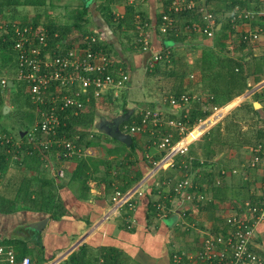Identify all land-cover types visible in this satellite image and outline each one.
Here are the masks:
<instances>
[{
    "label": "trees",
    "instance_id": "obj_1",
    "mask_svg": "<svg viewBox=\"0 0 264 264\" xmlns=\"http://www.w3.org/2000/svg\"><path fill=\"white\" fill-rule=\"evenodd\" d=\"M171 0H164V9L167 4H169ZM186 2L193 1V6L191 8H184L182 10H178L177 12H174L173 10H166L164 13L168 14L171 17V22L167 23L166 20L162 19V15L164 13H161L157 11V0H92L91 6L87 3V1L82 0L80 3L79 8H75L71 10V12L68 13V18L70 19L69 24H57L53 20H47L46 22H43L42 25L47 30V34L49 37L50 45H57L62 48V53L65 55L66 52H69L72 47H74V41L77 40V37L84 36V35H96L97 37L99 33H102L103 38H105L104 34H111L114 35V32L117 31H131L134 38V43L132 44L131 48L130 46H126L124 49L121 41H118L116 39H113L112 43H107L106 41L101 42V44L96 40L95 43L90 45V48L92 50H101L103 53L107 55V57L113 56V62L117 65L116 67H120L122 70L126 71L128 75L130 76L129 82H127V85H129L131 80V73L133 72V64L135 61H140V63L143 60V56L146 54L142 50V44L140 41H137L138 38H141L139 36V32L142 31L143 33H147L148 35V46L152 50H156L157 53L161 55V58L158 59L152 66L144 65V72L146 76H144L143 81L145 83L148 82V79L151 80V78H157L158 76L164 75L165 77L173 80L174 86L172 87V84L167 90L159 89L158 93L155 95L162 98V104H164L163 107L159 106V103L152 99L150 102H148L149 108H158L165 114L167 113L170 118H176L181 119L182 114H186V118L184 119L186 122L187 128L192 127L194 124H196L199 120L205 119L210 114V108L212 106L221 107L228 102H230L234 97L241 95L244 93L248 88V77H252L254 82L257 83L262 79L264 76V58L262 56L260 57H253L251 60H247V56L250 55L249 53H246L242 56L235 57L234 55L230 54L228 51L227 45L229 42H234L235 44L239 45L237 49L241 51L245 46H247V43H250L249 39H243V31H237L235 34V29L233 28L235 24H240L242 21L245 22L247 20H236L231 21L229 19V16L226 19H222L216 17L217 14H223L226 12H231L234 7L237 5L239 9H250V8H257L260 6V2L262 0H185ZM50 2V0H0V24H3L8 27L12 22H14L17 18L18 12H19V6H33V7H39L44 6L46 3ZM142 3H146L145 7H149V15L147 14V11L144 7H142ZM254 3V6L251 4ZM116 4H124V11L123 14L117 15L112 9L113 5ZM93 5V6H92ZM252 6V7H251ZM94 7V8H93ZM92 8V9H91ZM199 8H207V10L211 11L213 14H215V30L213 33V36L211 38H208L209 42L207 43L206 39L207 37L202 34L198 30V24L196 22H201L202 13L199 11ZM157 9V10H156ZM97 13H100V18L102 21L99 24H95V20L97 19ZM25 16V15H24ZM92 17V18H91ZM24 21L21 22H28L32 25H37L39 20L38 16H34L30 20L23 19ZM255 24L260 26V29L262 33L264 34V14L261 16L256 17ZM223 21L220 25V28L217 30L216 26L218 22ZM90 22V23H89ZM94 22V23H93ZM252 22V21H251ZM89 23V24H88ZM91 25H95L96 28H92ZM165 26V30L161 31L160 27ZM102 27V28H101ZM104 27L106 29H110V31L105 32ZM97 29V30H96ZM56 33V35H55ZM234 36H236L234 38ZM111 37V36H110ZM153 37L159 39V42L153 39ZM76 38V39H75ZM81 38V37H80ZM102 38V37H101ZM201 40H197L200 39ZM75 39V40H74ZM81 39L78 38V41ZM179 42L180 46L181 44L184 46V48L192 49L195 46H199L201 48V55L196 58L193 62L194 64L190 66L196 67L200 73L199 76V82H200V90L201 93L206 97L196 96L194 99V103L188 107L187 105L182 106L181 109H178L179 111H174V107L170 105L169 103V96L173 95L178 97L181 93H188L191 95L190 91L187 92L186 88L182 87V81L185 79L186 72L188 70H180L176 67V62L180 57L176 55L178 52L174 51V49L177 48V46H174V43ZM83 43H81L82 45ZM11 45H13V40H11L10 36L6 33H3L0 29V67L8 65L11 66V69L13 67V52L11 50ZM113 45L117 50H114L112 48ZM132 49V56L134 57L135 61H132L130 58L126 57L123 52L127 49ZM111 55V56H110ZM147 58V56H146ZM145 58V60H146ZM170 63L172 66L169 70L161 71L159 63ZM186 63V62H185ZM177 68V69H175ZM191 68V69H192ZM191 72V70H189ZM188 71V72H189ZM118 72V70H116ZM12 86H16L14 91L16 93L25 94V98L23 103H20L19 99L12 98L11 102L8 104L4 102V95L5 93L9 94V89L11 90V87H8V85L0 86V114L3 111V105H7L9 107V111L11 112V105L14 107V112H12L13 115L20 114L21 111L19 109H23L28 112V120L29 124L25 125L22 129H27L35 120V113L34 109L35 106L28 100V95L25 92V83L16 81L15 79H11ZM180 83V86L178 89H175L177 86V83ZM146 87V84H145ZM143 88V87H142ZM171 88V89H170ZM147 89V87H146ZM183 89H185L186 92H182ZM6 91V92H5ZM127 90H123V94L120 95L121 107L124 112L127 110L125 109L126 102V92ZM147 91L144 93L146 94ZM147 97L146 95H144ZM102 100L110 101V98L105 97ZM254 100H257L261 102L258 99L257 95H254ZM100 102H94L91 100L88 105H86V109L77 112V114H73V111L70 109L65 108L61 112V124L57 129L58 136L64 134L67 138H70L71 140L75 141L78 144H82L83 148L85 149L88 146H103L105 149L106 155H109L110 153H114L117 156H122V158L126 161H128L129 156H136L137 152L141 150V146L137 143V138L132 137V142L129 146H126L125 144L119 142V147L114 148H107L104 147L103 144H101L99 141L93 138V136L97 137V130H95V118L97 116V108H103L107 107L106 103ZM24 104V105H22ZM87 104V103H86ZM166 105L170 108V114L169 111L166 108ZM243 109L245 108L246 112L251 113L252 115H255L257 117V120L254 123H260L263 125L262 127L257 128L255 139L256 142L251 144V149L254 148L257 144H261L264 146V105L260 109H255L253 107V104L251 101H248L244 103ZM177 112V113H176ZM174 113V114H173ZM172 115V116H171ZM217 115V114H216ZM214 115V116H216ZM169 116H167L169 118ZM132 120H138L137 110L133 111L130 115V118L125 123H130ZM246 120V119H244ZM230 125L233 126V128H229L230 126L228 123L223 126L225 129L227 126V131H221V127L219 125L214 126L209 133L205 134L203 137L205 139V145L202 146V151L205 154V157L209 156V154H212L213 148L210 147L212 144H218L222 143L226 144V149L228 148H239L241 145H244L245 143H250L248 140H244L241 145L236 146L234 143H228V137H225L224 133L228 134L232 132L231 130L238 127V122H233ZM231 126V127H232ZM236 126V127H235ZM161 128L162 132L170 133L172 134V141H176L180 138V134H178V130L169 126L162 125L159 127ZM20 129V130H22ZM0 130L12 135L7 130H4L0 127ZM23 131V130H22ZM22 131H18L17 134H21ZM13 133V132H12ZM144 136V138H147V143L145 145H148L150 147H156L157 148V142H158V135L156 133L155 128H153V133L151 130H146L145 132H141ZM13 136V135H12ZM75 136H78V139L75 138ZM14 137V136H13ZM225 137V138H224ZM112 139V138H111ZM225 139V140H222ZM115 140V139H114ZM228 141V142H226ZM118 142V141H117ZM146 142V141H145ZM203 145V144H202ZM158 149V148H157ZM250 149V150H251ZM56 151H60V148H57L53 146L49 151H45L43 153H40L38 150H32L31 154H22L19 155V159L15 160V162L18 164V166H23L25 164L24 169H33V165L35 164V167H38L39 165H43L46 160H50L49 153H56ZM252 151H250L251 153ZM1 157V165H0V177H3V175L6 173V170L9 168V164L14 161L11 160V154L1 151L0 152ZM164 154V151H160L158 154L154 155L148 162L146 161V169H149L153 166V162L158 160L162 155ZM258 155L264 160V149L261 148V150L258 151ZM183 156V155H181ZM41 157H44L42 159ZM60 160H69V159H76V166L74 170L70 174V182H78V184L81 186L82 189L88 190L87 182L89 178H91L94 173L97 171L98 165L102 164L105 161V164L107 165L108 160H102V159H94L91 155L85 154V152L80 156H72L70 158H66L62 155L59 157ZM200 159L194 157L193 154L180 157V155L175 157L174 165L172 171L166 173L165 179H171L173 182H175V171L182 172H191L195 171L196 169L200 168L199 170V176H196L192 180V185L189 188V191H195L196 193H206L204 190L202 184L206 183L210 186L208 191L211 194L210 200L215 198L219 201L222 200H228L229 197L227 195V192L231 193L233 192L230 190V186L227 182L224 181L225 175L228 173H235L236 168L229 167L230 171L227 172L224 170L223 165L220 162H217L218 169H214V167L210 168L211 163L201 161ZM121 161H118L116 164H121ZM130 164L131 162L128 161ZM250 162V160L246 161ZM250 165V164H249ZM184 166H186L184 168ZM248 166V165H246ZM259 167L260 164L256 163L251 167ZM51 170V169H50ZM37 171V169H35ZM227 172V173H226ZM177 177L182 178L183 174H180ZM57 172L54 171V176H47L46 173L42 172L41 170L37 172L36 175H32L30 177H23L16 189L13 190L12 196H7L5 193L9 192L7 189L6 191H0V211L4 213L12 212L16 210V206H14L16 203H21V206H25L27 208L40 210L45 213H48L50 218L58 219L62 216L66 215V210L63 207V201L60 198L59 194L56 192L58 182L56 181ZM165 175V174H164ZM104 177L101 178V180L106 181V192L109 193L110 191H113L112 182L115 181V177L111 178V180H107L106 178L109 177V172L107 169H104ZM141 176V171H137L135 173V176L132 178H127L123 184L118 186L116 190H119L120 192L127 191L128 187L131 186V184L139 179ZM119 179H121V176H118ZM126 177V176H125ZM222 179V183H221ZM245 179V178H244ZM262 181H264V175L261 177ZM214 181H219L220 183L215 184ZM238 181V186L247 187L251 183L249 180L240 183ZM60 185V184H59ZM164 185L162 184V187ZM150 188H145L142 192V198L143 203L145 207L144 215L146 218V223H152L154 218L157 216V214L160 212L161 205H164L165 209L170 208V198L174 195L173 191L170 189L166 194H162L160 192V187L154 186V183L149 186ZM165 187V186H164ZM112 189V190H111ZM115 191V190H114ZM113 191V194H114ZM246 194L242 200L238 201V207L239 210H243L244 203L246 201L250 202V204L255 205L257 210L264 209V186L262 189V192L260 194ZM154 195V196H153ZM160 204V206H158ZM237 205V204H236ZM195 209L198 208L199 210L209 211L213 210L215 208V205L212 203V201H205V202H197L194 205ZM132 209L128 208V205H125V217L126 219L129 215H131ZM188 211V210H186ZM188 215V214H187ZM186 215V216H187ZM211 215V214H210ZM212 216V215H211ZM189 219V216H188ZM191 222L192 219H189ZM127 220H124L125 225ZM88 222H86L85 226ZM129 225V222L127 223ZM87 227V226H86ZM129 227V226H128ZM85 227H83L84 229ZM0 242L5 244L6 246L13 249L17 261H19L23 256H29L31 259V262L35 261L36 264H42L45 261V258L40 256V251L42 249L41 245H39V250L37 251V255L32 257V254H28V252L31 253V249L27 247V240L24 238H18V237H6V238H0ZM37 243H40L38 240ZM87 246L86 244H81L77 250L72 251L66 259H64L59 264H89L90 260L87 258ZM118 250L110 249L108 252V256L103 255V264H123L120 257L118 256ZM172 255V253H171ZM171 259V256H170Z\"/></svg>",
    "mask_w": 264,
    "mask_h": 264
},
{
    "label": "built area",
    "instance_id": "obj_2",
    "mask_svg": "<svg viewBox=\"0 0 264 264\" xmlns=\"http://www.w3.org/2000/svg\"><path fill=\"white\" fill-rule=\"evenodd\" d=\"M163 1L160 0V6L157 10L161 13L167 9L177 12L193 6V1L171 0L164 9ZM199 11H201L202 17L201 22H196L199 25L197 28L207 38L212 37L215 30V14L207 8H199ZM262 12L257 8L239 9L236 5L231 12L227 13L226 18L229 16L231 21L245 19L247 21L244 23H248L263 15ZM162 19L166 20L167 23L172 20L166 13L162 15ZM0 29L13 40L11 50L14 62L12 75L0 76V86L7 85L8 80L11 79L24 82L28 100L35 106V120L27 129L22 131L21 135L17 134L13 137L0 130V152L10 153L11 160L15 161L19 159V155H30L32 150L43 153L55 146L60 148V151H56L58 157L60 155L66 158L80 157L85 152L82 144L76 143L64 134L56 135L61 124V112L67 108L72 110L73 114H77V112L86 109V105L91 100L106 103L102 100L103 98L114 99L122 90L127 89L130 76L120 67H116L117 65H113L116 63L111 57H107L101 50L90 48V45L98 40L96 35H79L77 40L74 39V47L63 55V50L57 43L50 45L47 30L43 25L14 21L8 27L4 23L0 24ZM160 30L164 31L165 26H161ZM242 31L244 40L249 39L250 42H253L259 37L256 32ZM139 36L141 38H138L137 41L141 42L143 52L148 53L145 65L152 66L161 58V55L148 46L147 33L140 31ZM78 38L81 40L78 41ZM81 43L83 44L81 45ZM192 98L193 96L188 93H181L178 97L170 95L168 101L174 107V111H179L178 109L187 105ZM211 108L212 111L208 120L222 109L216 106ZM222 114L216 116L211 123L216 122ZM137 115L138 120L122 123L120 125L121 131L135 135L146 130H151L153 133V128H155L158 135L157 148L164 151V154L153 162V166L148 171V176L154 175L162 168L173 167L175 157L184 154L188 150V145L198 137L194 136L188 140L190 133L202 125L196 123L187 128L184 120L186 118L185 113L182 114L181 119L168 118L158 108H139ZM164 124L177 129L180 138L172 141V134H166L161 131V128L159 129ZM75 138L78 139V136ZM261 148L264 149V146L257 144L250 150L252 151L249 159L250 166L256 163L264 166V160L258 155ZM41 158L44 159V157ZM162 184L165 186H163L165 188L162 190L163 194H166L170 189L173 191L174 195L170 198V207L179 209L181 212H184L189 206L194 210V205L197 202L210 201V197L206 193L189 191L193 185L187 172H184L182 178L175 182L168 178L164 179ZM137 193L140 195L142 191L138 190ZM111 200L114 211L126 204L130 209L134 208L133 203L129 201V191L115 190ZM222 207H225L227 212H223V223L218 227V230L214 232L211 230V226H205L201 230V237L194 249L172 252L171 264H262L261 258L253 249V240L256 226L264 218V209L257 210L255 205L248 201L244 203L243 210H239L238 206V209L232 208L228 204ZM161 208H164L163 204ZM0 264L33 263L27 255L17 261L13 249L0 242ZM96 264H102V261Z\"/></svg>",
    "mask_w": 264,
    "mask_h": 264
},
{
    "label": "crops",
    "instance_id": "obj_3",
    "mask_svg": "<svg viewBox=\"0 0 264 264\" xmlns=\"http://www.w3.org/2000/svg\"><path fill=\"white\" fill-rule=\"evenodd\" d=\"M145 4L146 3H142V7L146 9L147 14L149 15L150 8L148 6L145 7ZM113 6H116L117 8L116 11L113 9L115 14H123L124 4H116ZM227 13L228 12L223 14L219 13L216 15V17H222L224 20L226 19ZM222 22L223 21L218 22L216 28H220ZM233 28L235 29L236 34L237 31L239 32L243 29L242 23L234 25ZM104 36H110V34H104ZM235 37L236 36H234V38ZM157 38L153 37L154 40L159 42V39ZM201 39L202 38L197 40ZM106 42L111 43L109 40ZM208 42L209 40L207 43ZM227 42L229 43V40H227ZM174 46H177V48L174 49V51L178 52L176 55L180 57L181 54H186V57L183 58V66L186 67L185 70H191L190 66L194 64L193 61L201 55V48L199 46H195L192 49L188 48L186 50L182 44L180 46L179 42L174 43ZM238 47L239 45H236L234 42L232 45H227L228 51L233 53L234 56H240L243 51H247L246 46L241 49V51L237 49ZM183 49L186 51H183ZM251 50L254 51L250 52ZM251 50L249 51L250 53L256 54L255 47H253ZM176 67L179 68V65H176ZM187 72L185 79H183L181 82V88H186V91H190L191 96H193L191 101L187 104V106L190 107L194 103L196 96L200 95L203 98L206 96L204 93H201L199 88V72ZM247 80L249 88L241 95L234 97L226 108L228 111L230 107L237 103L235 108L240 107L244 111L243 116L241 115V118H243L242 120L245 123L249 121L250 126L252 127V122L256 121L257 117L249 112H246L242 105L248 101H251L252 104L254 101H257L254 100V95H257L258 99L261 101H257L259 102L260 106L255 109H260L264 105V93L261 92L262 90L260 91V89L264 87V76L257 83L254 82L252 77H248ZM170 82L173 87V80L170 79ZM130 83L128 85V90L131 87ZM143 83L144 82H142V84ZM179 86L180 83L178 82L175 89H178ZM161 89L165 90L164 88ZM186 91L183 89L182 92ZM146 96V101L155 99L159 103V106H164L161 101L162 98H152L149 93H147ZM166 108L167 110H170L168 105H166ZM167 116L169 115L167 114ZM216 116H213L212 118L215 119ZM234 118L226 119V121H228V125L230 126L229 128H233V126L230 125L231 123H239V120ZM224 125L221 124L220 126L221 131L223 132L227 131V126L224 129ZM250 126L247 129H250ZM209 131L205 134L209 133ZM132 136L137 138V143L141 146V150L137 152L136 156H129L128 161H130L131 164L124 160L122 156H117L114 153L106 155L103 146H88L85 148V154L91 155L94 159L108 160L107 165L105 164V161L102 164H99L97 171L91 178H89L87 182L88 190L82 189L78 182H70L69 180L70 174L76 166V159L60 160L57 156V153L50 152L49 156H47V158L49 157L50 160H46L43 165L38 164V167L35 168L37 171L34 169L35 164L32 167L33 169H24L25 164H23L24 167L18 166L15 161H12L9 164V168L6 170V173L3 175V177H1L0 191L3 192L8 189L9 192H6L5 195L11 197L13 190L18 187L20 182H22L21 180L23 177L36 175L40 170L46 173L47 176H54V171H56L58 178H55L60 184H58L56 192L63 201L62 205L66 210V215L62 216L61 218L54 219L50 218L48 213L27 208L25 206H21V203H16L14 205L16 206V210L8 213L0 211V238L18 237L26 239L27 247L30 249L32 248V257L37 255V251L39 250L38 247L41 245L42 249L40 251V256L45 258V261L42 264H51L55 260L56 261L53 264H59L64 259H66L72 251L77 250L78 247L84 243L87 246L86 251L87 258L90 260L89 264H96L99 261H102L103 264V255L108 256L110 249L119 251L118 256L120 257L123 264H171V253L175 250L194 249L196 244L193 246V241H195L196 238L198 239L199 235L201 237V230L205 226H211V229L214 232L218 230V227L223 223V212H227L226 208L222 207L223 205L228 204L232 208L234 207L235 209H238V201L235 199L219 201L213 198L210 200L215 205L213 210L209 209V211H205L204 209L195 211V209L192 210L189 206L187 207L188 209H185L184 212L182 211V213L179 214L181 211L174 207H170L168 209L161 208L160 212L154 218L152 223L147 224L144 215L145 205L143 203V198L141 197L142 194L139 195L137 192L138 190L143 192L145 188H150L149 186L154 183L155 187H160V192L162 193V190L165 189L162 187V182L165 179L164 177H166V173L172 171L171 169L173 168L168 166L158 170L154 175L148 176V171L150 168L145 170L146 161L148 162V160H150L154 155L158 154L160 150H158L156 147L145 145V143H147V138H144L142 134H135ZM107 141L108 140L105 141L104 147L111 149L117 146L119 147L117 144L111 145L110 143H106ZM236 146H238V144H236ZM210 147L215 148L212 145H210ZM249 148L251 149V146H249ZM234 149L235 148H228L227 150L230 152L234 151ZM194 157L203 161L200 157V154L198 153ZM227 159L223 160L227 163L232 162V159ZM121 160V164H116ZM214 163L216 162L214 161ZM105 168L110 175L106 178L107 180L110 181L111 178L115 177V181L111 183L113 186V191L116 190L118 186L123 184L127 178L134 177L138 170L141 171V176L139 179L134 181L127 189L130 196L129 201L130 203H133L134 208L131 210V215H129L126 219H124L125 205L115 211L112 208L111 198L113 196V191L107 193L105 187L106 181L101 180V178L104 177L103 174ZM261 174L264 175L263 169L261 170ZM118 176H121V179H119ZM137 188L138 190H136ZM219 204L222 205L218 207ZM186 215L192 219L191 222H189L190 220L188 219L189 223L187 230L192 227V229H194V235L190 237L188 236L186 238V242L184 241L182 246H178L177 242L182 239L181 237H176L177 235H175V232L172 233L171 228H174L175 231H178L179 226H181L182 218ZM168 217H173L172 222L169 225L162 222V219ZM203 218H208V221L202 222ZM124 220H127L125 225H123ZM158 220L159 223H155ZM36 221L43 222L39 230L28 227V224ZM86 222H88L86 225L87 227L85 226ZM128 222L129 225H127ZM200 223H202V227L198 228L197 225ZM83 227L85 228L83 229ZM172 237H174V240H170ZM80 238H82L81 241L75 245V243ZM38 240L40 243H37ZM253 249L261 258L262 264H264V218L256 226L255 237L253 240ZM35 261H33V264H36Z\"/></svg>",
    "mask_w": 264,
    "mask_h": 264
},
{
    "label": "rangeland",
    "instance_id": "obj_4",
    "mask_svg": "<svg viewBox=\"0 0 264 264\" xmlns=\"http://www.w3.org/2000/svg\"><path fill=\"white\" fill-rule=\"evenodd\" d=\"M81 1L82 0H50V2L46 3L44 6H39V7H33V6H29V5L28 6H21V7L19 6V12H18V15L16 17L17 19L15 20V22L16 21L17 22L24 21L23 19L30 20L34 16H38V20H39L38 24H40V25H42V23L46 22L48 19L53 20L57 24H69L70 19L68 18V13L71 12V10H73L75 8H79ZM85 1H87L89 6H91V4H94V3H92V0H85ZM251 5L254 6V3ZM156 6L158 9L160 6V0H157ZM112 9H114V11L117 10L116 6H112ZM258 9L262 10L263 11L262 13H264V0H262L260 2V6L258 7ZM251 10H254V9H251ZM96 16H97V19L95 20V22L97 24H99L100 21H102V19L100 18L101 17L100 13H97ZM251 21L248 23H244L242 21L241 22L242 27H243L242 30H250L251 32H256L259 37L257 40L250 42V43H247V46H246L247 51H243L240 56L245 55L246 53H249V51L253 47H255L256 54L250 53V55L247 56V60H251V59H253V57H260V56H262L264 58V34L262 33L260 26H258L257 24L254 23L255 20L254 21L251 20ZM90 26L93 29L96 28L95 25L90 24ZM104 31L108 32V31H110V29L109 28L106 29L104 27ZM98 35H100V36H98L99 39L97 41L100 44H101V42H104L105 40L106 41L109 40L112 43L113 39H116L118 41H121L123 48L126 49L125 48L126 46H130V48H131L132 44L134 43V38H133V34L131 31H117L116 30V32H114V35L110 34L111 37L105 36V39L103 38L102 33H99V31H98ZM208 38H211V37H208ZM208 38L206 39V41H208ZM102 40H104V41H102ZM228 44L232 45L233 42H229ZM111 46L114 50H117V48H115L113 45H111ZM187 49L188 48H186V50ZM186 50L183 49V51H186ZM252 51H254V50H251L250 52H252ZM132 53H133L132 49H129V48L127 50H124V52H123V54L126 57L130 58L132 61H135L134 57L132 56L133 55ZM230 54H232V56H233V53H230ZM237 56L238 55H235V57H237ZM184 57H186V54L185 55H184V53L181 54L180 59H178V61L176 62V64L179 65L178 69H180V70H183L186 68L185 66H183V62H184L183 58ZM111 58L113 59V56H111ZM135 62H136V64L135 63L133 64V67H135V68L133 69V72L131 73V83H130L131 87L129 88V90H127L125 92L126 102H127V104L125 105V109L126 110L132 109L133 111H135L139 108H145L148 106V104H149L148 102H150V101H146L147 98L144 95H147V93H149V95L152 98L158 97L155 94L158 93L160 88H164L165 90H167L171 85L169 78L165 77L164 75L158 76L157 78H151V80L148 79V82L145 83L144 81H142L144 79V76H146V74L144 72L143 61L141 63H140V61H135ZM159 65H160L159 70H161V71L169 70L172 67L170 65V63H165L163 61H162V63H159ZM175 69H177V68H175ZM192 71L197 72L198 69L196 67H193L191 69V72ZM2 75L3 76H11L12 75L11 66H9V67H8V65L1 66L0 67V76H2ZM142 82H144V83L142 84ZM145 84H146L147 89L145 87ZM8 87H11V86H8ZM15 87L16 86H12L11 87L12 89L11 90L9 89L8 96L5 93L4 99H3L4 102L9 104L11 102L12 98L15 97V98L19 99L20 103H23L24 98H25V94H23V92L16 93L14 91ZM146 91H147V93L144 94ZM260 91L264 93V87H262L260 89ZM121 94H123V90L113 100H111V98H110L111 102L106 101V105H107L106 108L105 107L97 108L96 109L97 116H96L95 120H98L100 117H104L106 119H111L112 117H114L118 114L125 113L121 107L122 100L119 98ZM231 101L228 102L227 104L221 106L220 108L224 109L225 107L228 106V104L231 103ZM236 104L237 103H235L232 107H230L227 112L224 111L223 114H222V109H221V111H219L217 113V115L222 114L221 117L216 122H214L213 124L210 123L207 126H205L203 128V131H201L197 135L198 137L195 140H193L192 143H190L188 145V150L184 154H181L183 156L180 155V157L188 156L191 154L196 156V154L198 153V154H200V157L203 161H205V162L211 161L210 162L211 166L209 167V169L211 167L212 168L214 167L215 170L218 169L217 161L222 162V164H225V165H223V168L227 172L230 171L229 167H231V166L236 168L235 173H231V174L228 173L227 175H225L224 181L226 180L225 182H227L229 184L230 190L233 191L231 193V197H230V193L227 192L229 200L235 199V200L239 201V200H242L246 194H251V192H253L252 194H260L262 192V189L264 186V181H262V179H261V177L263 176L261 174V170L263 169V171H264V166L260 165L259 167L258 166L257 167H251L248 164V162H246L250 159V157L252 155V154H250L249 146H251V144H253V142L254 143L256 142V139H255L256 130H257V128L262 127L263 125H261L260 123H257V122L254 123L255 122L254 121V122H252V127H251L249 121L248 122L246 121L247 123H245L242 120L243 118H241V115L243 116L244 111L240 107L235 108ZM22 105H24V104H22ZM19 110L21 111L20 114H17L16 116L13 115L12 112H14V107L11 105V112L10 113L7 114V113L1 112V114H0V127L3 128L4 130H7L8 132H10L13 136H16L18 131L24 130L22 128H24L25 125L29 124V120H28V115H29L28 112L29 111H25L23 109H19ZM210 111H212V108H210ZM165 115H167V113ZM209 115L205 119L198 121L197 124L201 123L202 125H204L207 122ZM230 118H234V119L239 120L238 127H237L238 130L236 128V130H234V129L231 130L232 133H228V134L224 133L225 135H227L225 137H228V141H230V142H228V141H226V142L234 143L235 145L236 144L241 145V144H243L242 142L244 140L248 139V142H250V143L249 144L245 143L244 145H241L239 148H235L234 151H230V152L226 149V144H223V145H222V143L212 144V146L215 147V148H213L214 152L212 154H209L210 157L209 156L205 157V154L202 151V146L205 145V139L203 137L204 134L206 132H208L211 128H213L214 126H217V125L221 126V124L222 125L227 124L228 121H226V119H230ZM249 126H250V129H247ZM20 129H22V130H20ZM95 135H97V137L93 136V138L96 139L97 141H99L103 145L105 144L106 140H108L106 143H110L111 145H115V144L120 145L119 141L117 142V140L111 139L110 137H108L107 135H105L103 133L97 132V134H95ZM132 137H134V136H132ZM222 140H225V139H222ZM227 158L232 159V162L227 163L223 160V159H227ZM214 161L216 163H214ZM233 162H235V163H233ZM246 165H248V166H246ZM199 170H200V168L196 169L195 171L187 172L189 180L191 182H192L193 178L200 175ZM174 171H175L174 176L177 175L174 177L176 180V179H178L177 177L179 176L180 172L176 171V170H174ZM183 173L184 172H182L180 174H183ZM240 180H241L240 183H243L246 180L247 181L249 180L251 183L247 187L238 186V185H240V184H238V181H240ZM214 182H215V184L220 183L219 181H214ZM221 183H222V179H221ZM202 186H203L204 190L206 191L207 196L211 197L209 194L210 192L208 191L210 186L206 183L202 184ZM220 205H222V204H219L218 207H220ZM197 210H199V209L196 208L195 211H197ZM203 212H201V213H203ZM181 213L182 212H179V214H181ZM172 219H173V217H168V218L162 219V222H164V224L169 225L172 222ZM159 220L156 221L155 223H159ZM202 220H203L202 222H205V221H208V218H203ZM188 223H189L188 222V216H183L181 226H179L178 231L176 230L177 231L176 232L174 228H171L172 233L175 232V235H177L176 237H181V239H182L179 242H177L178 246H182V244H184V241L186 242V238L188 236L190 237V236L194 235V233H193L194 229H192V227L189 230H187ZM197 227L201 228L202 223L197 225ZM199 238H200V235H199ZM199 238L198 239L196 238V240L193 241V246H195V244L198 242ZM170 240H174V237H172ZM28 254L31 255L30 252H28Z\"/></svg>",
    "mask_w": 264,
    "mask_h": 264
},
{
    "label": "water",
    "instance_id": "obj_5",
    "mask_svg": "<svg viewBox=\"0 0 264 264\" xmlns=\"http://www.w3.org/2000/svg\"><path fill=\"white\" fill-rule=\"evenodd\" d=\"M219 28H217L218 30ZM148 55V53H146L143 56V64L145 65V58ZM8 86L12 85V81L8 80L7 82ZM253 106L254 108H257L258 106H260L259 102L254 101L253 102ZM9 111V107L7 105H3V113H7ZM133 110L132 109H127V111L123 114H118L114 117H112L111 119H106L104 117H100L95 123L94 126L96 128V130L100 133H103L105 135H107L108 137L115 139L123 144H125L126 146H129L132 142V136L129 133L123 132L120 129V125L126 121H128V119L130 118V115L132 114ZM21 135V134H20ZM45 221V220H43ZM41 224H43L42 221H36L33 223L28 224L29 228H34L36 230H39L41 227ZM82 238H80L76 243L78 244L81 241ZM56 261V260H55ZM54 261V262H55ZM54 262H52L51 264H53Z\"/></svg>",
    "mask_w": 264,
    "mask_h": 264
},
{
    "label": "bare ground",
    "instance_id": "obj_6",
    "mask_svg": "<svg viewBox=\"0 0 264 264\" xmlns=\"http://www.w3.org/2000/svg\"><path fill=\"white\" fill-rule=\"evenodd\" d=\"M232 104H233V103H232ZM226 109H227L226 107H225L224 109H222V113H224V111H225ZM213 120H214V119L211 118V119H209L204 125H201L200 128H197V129L193 130V131L190 133V135H189V137H188L187 139H188V140H191L192 138H194V136H197V135L199 134L200 130H201L202 128H204L205 126H207L208 124H210ZM191 136H192V137H191Z\"/></svg>",
    "mask_w": 264,
    "mask_h": 264
},
{
    "label": "clouds",
    "instance_id": "obj_7",
    "mask_svg": "<svg viewBox=\"0 0 264 264\" xmlns=\"http://www.w3.org/2000/svg\"><path fill=\"white\" fill-rule=\"evenodd\" d=\"M99 39V38H98ZM103 39V38H102ZM106 41V40H105ZM126 90H128V87H127V89ZM113 100V99H112ZM97 120H95V122H96ZM132 136V135H131Z\"/></svg>",
    "mask_w": 264,
    "mask_h": 264
}]
</instances>
